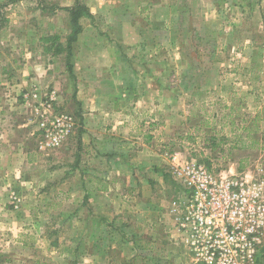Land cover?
Returning <instances> with one entry per match:
<instances>
[{
    "label": "rangeland",
    "instance_id": "374dc122",
    "mask_svg": "<svg viewBox=\"0 0 264 264\" xmlns=\"http://www.w3.org/2000/svg\"><path fill=\"white\" fill-rule=\"evenodd\" d=\"M78 4L77 44L65 7ZM54 52L68 80L17 97L36 171L49 176L20 162L18 180L0 179V264H195L174 230L184 193L171 156L264 180V0H0L1 58L44 65ZM32 88L56 91V109L74 118L48 152L38 151L20 97ZM91 135L94 159L81 145ZM138 150L148 161L133 176L125 157ZM92 164L94 185L110 192L82 193L78 170Z\"/></svg>",
    "mask_w": 264,
    "mask_h": 264
},
{
    "label": "built area",
    "instance_id": "2783aa9c",
    "mask_svg": "<svg viewBox=\"0 0 264 264\" xmlns=\"http://www.w3.org/2000/svg\"><path fill=\"white\" fill-rule=\"evenodd\" d=\"M29 108L36 147L48 152L72 132L74 118L56 109L57 93L32 88L20 94ZM172 172L183 196L172 209L174 230L195 264H257L264 242V180L177 160Z\"/></svg>",
    "mask_w": 264,
    "mask_h": 264
},
{
    "label": "crops",
    "instance_id": "0c3cea01",
    "mask_svg": "<svg viewBox=\"0 0 264 264\" xmlns=\"http://www.w3.org/2000/svg\"><path fill=\"white\" fill-rule=\"evenodd\" d=\"M124 23L129 26L131 32H135V35H139L141 32L139 28L132 25L129 18L128 20L126 19ZM154 31L155 33L160 32L157 30ZM24 33L22 34L23 36ZM80 38L82 39V35ZM81 39H78L77 35V44L80 43ZM60 40L62 41L61 38ZM66 40L67 38L65 41ZM27 42L29 43V40ZM124 44L128 46L131 43L128 42ZM44 48L50 49L52 46L48 45ZM28 49H33V46L30 45ZM53 49L61 51V47H53ZM34 58L35 57H29L28 60H20L18 58L4 59L0 57V179H11V181L18 180L20 175L17 172H19V169L21 171V167H23V165L32 166L33 168H31L30 171H35L34 173H36L39 178H46V176H49V173L46 171L40 170L39 173L42 174H38V171H36L37 162L32 158L35 149L34 147L32 148L30 141H28V137L23 134L25 129L28 128V120L26 117L22 118L20 116V114L23 113V110L21 105L17 102V97L23 88L34 85L37 87H44V84L49 85L50 82L57 84L61 81L68 80V75L66 68H63V65L65 66V64L62 65L61 62V52H54L52 55H49V60L47 61V64L44 63V65L39 63V61ZM76 58L78 59V52L76 53ZM56 64L59 66L56 67ZM91 65L92 67H95L93 63ZM74 74L78 83L84 82L81 67L77 66ZM85 107L86 106L83 104L84 109ZM85 110H87V107ZM95 144H97V139H95L92 135L86 141L85 139H82L81 141V145L83 147L86 146L91 149L90 157L93 159L98 154L96 153L97 146H95ZM138 151L140 152V150ZM125 158L127 161L132 163L130 174H133V176H139V171L134 169V164H145L148 161L147 155H141V152L137 155L132 154L128 157L126 156ZM20 162L24 164L19 165ZM78 172L79 178H82V184L79 187L82 189V193L85 194V196L87 194L94 196L100 193L106 194L107 192H110V185L104 186L103 188L94 185L93 182L98 180L99 173L94 169L93 164L91 165V168H81ZM103 176L108 178L106 174ZM21 179H27V174H23ZM1 184H3V182ZM9 188H14V186L12 185ZM75 188L76 190L78 189L77 187ZM0 189H6L5 185L1 186ZM70 191L71 190L69 189V192ZM94 204L96 203L94 202ZM110 212H108V214ZM91 215L93 224L100 225L101 222H103L99 221L101 213L96 209V207L94 209L92 207ZM113 216L114 215H112L111 212V217H108V224L112 223ZM85 217L86 216L83 218L85 219ZM102 218L104 219L103 216Z\"/></svg>",
    "mask_w": 264,
    "mask_h": 264
},
{
    "label": "trees",
    "instance_id": "16d2710c",
    "mask_svg": "<svg viewBox=\"0 0 264 264\" xmlns=\"http://www.w3.org/2000/svg\"><path fill=\"white\" fill-rule=\"evenodd\" d=\"M66 10H68L70 12V16H71V22H72V26H73V31L70 34V37L68 38V42L71 40H75L77 32L79 31V29L81 28V26L78 23V19L81 15H83V13L85 12L84 9L85 7L80 6L79 4L77 6H73V7H65Z\"/></svg>",
    "mask_w": 264,
    "mask_h": 264
}]
</instances>
